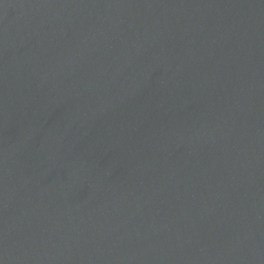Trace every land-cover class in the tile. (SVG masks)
Returning a JSON list of instances; mask_svg holds the SVG:
<instances>
[{
  "label": "water",
  "instance_id": "95a60500",
  "mask_svg": "<svg viewBox=\"0 0 264 264\" xmlns=\"http://www.w3.org/2000/svg\"><path fill=\"white\" fill-rule=\"evenodd\" d=\"M0 264H264V0H0Z\"/></svg>",
  "mask_w": 264,
  "mask_h": 264
}]
</instances>
